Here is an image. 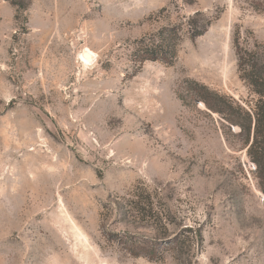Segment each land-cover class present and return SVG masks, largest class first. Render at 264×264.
Instances as JSON below:
<instances>
[{"label":"rangeland","instance_id":"obj_1","mask_svg":"<svg viewBox=\"0 0 264 264\" xmlns=\"http://www.w3.org/2000/svg\"><path fill=\"white\" fill-rule=\"evenodd\" d=\"M258 1L0 0V264H264L246 137L186 91L194 81L254 112L236 48L264 60ZM166 28L182 38L176 62L137 61ZM136 189L154 192L170 234L200 230L199 249L149 261L109 242L164 237L114 212Z\"/></svg>","mask_w":264,"mask_h":264},{"label":"trees","instance_id":"obj_2","mask_svg":"<svg viewBox=\"0 0 264 264\" xmlns=\"http://www.w3.org/2000/svg\"><path fill=\"white\" fill-rule=\"evenodd\" d=\"M254 8L264 11V0H259ZM199 15L200 13H196L195 16ZM211 24L212 21L207 20L201 29L196 24H192L190 38L196 39L202 36ZM181 39L177 28H166L152 35L148 41L142 40L138 43L136 59L141 64L153 61L173 65L178 58ZM236 52L240 77L258 96L254 112L244 110L230 98L194 81L188 82L186 91L195 101L203 102L210 111L223 115L229 124L239 126L240 135L246 137L248 157L256 166L259 188L264 193V60L260 58L258 52L243 50L239 46ZM123 200L115 203L114 212L125 217V220L132 216L138 224L151 223L156 226L157 231L158 227L164 231V237L160 240L157 238L144 240L127 232L108 233V241L117 244L119 249L129 256L161 261L166 252H171L183 261L195 252L194 249H199L202 245L203 237L200 230L184 228L181 232L169 233L168 227L172 223V218L170 215L163 217V208L158 205L154 192L148 189H136L129 198ZM186 250L187 256H185Z\"/></svg>","mask_w":264,"mask_h":264},{"label":"bare ground","instance_id":"obj_3","mask_svg":"<svg viewBox=\"0 0 264 264\" xmlns=\"http://www.w3.org/2000/svg\"><path fill=\"white\" fill-rule=\"evenodd\" d=\"M95 56H96V54L94 52H92L90 49H87L81 55V57H82L83 61L85 62V64H92L94 62V60H95Z\"/></svg>","mask_w":264,"mask_h":264}]
</instances>
